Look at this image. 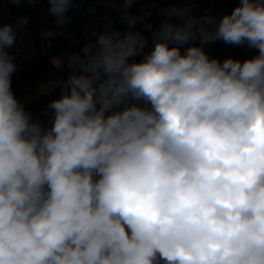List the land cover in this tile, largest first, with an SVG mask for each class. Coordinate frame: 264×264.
Instances as JSON below:
<instances>
[{
  "label": "clouds",
  "instance_id": "9594fccd",
  "mask_svg": "<svg viewBox=\"0 0 264 264\" xmlns=\"http://www.w3.org/2000/svg\"><path fill=\"white\" fill-rule=\"evenodd\" d=\"M46 2L62 29L74 0ZM112 2L127 29L67 55L47 125L12 87L28 18L0 22V264H264V0H173L148 51ZM218 40L257 54L220 61Z\"/></svg>",
  "mask_w": 264,
  "mask_h": 264
},
{
  "label": "crops",
  "instance_id": "0c3cea01",
  "mask_svg": "<svg viewBox=\"0 0 264 264\" xmlns=\"http://www.w3.org/2000/svg\"><path fill=\"white\" fill-rule=\"evenodd\" d=\"M97 2H101L108 17L115 22L114 28L122 31L127 29L126 21L121 19L124 7L122 2L88 0L84 14L78 15L69 10L66 15L71 19L62 29H58L55 23L56 17L48 13L49 5L46 0H38L35 4L28 3L27 0L19 4L11 0H0V22L3 24H12L16 27L21 17L28 18L25 26L17 28V42L9 50L17 64V69L12 76L13 91L25 107L44 97L49 98L50 101L59 98L61 86L58 81L66 80L70 72L67 55L79 51L85 43H94L93 33H99L106 26L92 16L98 8ZM237 3L238 0H191V3L180 6L191 8L192 14L197 17L210 10L212 15L219 18L223 14H230ZM173 6V0H134L128 9L130 15L138 17L135 30L148 38L149 43L145 51L152 47V31L158 28L165 18L162 10ZM147 24L152 26L151 29L146 27ZM46 29L58 34L45 38L42 33ZM44 41L51 46V52L46 56L41 53V44ZM195 43H199V40ZM224 46L232 49L223 53ZM204 48L210 57L218 58L220 61L227 57L243 61V55L237 51L239 48H247L249 57L257 54V50L248 48L246 44L237 46L220 40L214 43L209 42L204 45ZM55 61H60L61 66H57ZM26 109L33 114L34 118H39L45 125L48 124L51 115L48 109L40 107H26Z\"/></svg>",
  "mask_w": 264,
  "mask_h": 264
},
{
  "label": "built area",
  "instance_id": "2783aa9c",
  "mask_svg": "<svg viewBox=\"0 0 264 264\" xmlns=\"http://www.w3.org/2000/svg\"><path fill=\"white\" fill-rule=\"evenodd\" d=\"M87 3H88V0H74V3L72 5V7L70 8V11H74L76 14L82 15L86 11ZM97 3H98L97 4L98 8L92 13L93 18L99 22H102L106 26L110 25V26L114 27L115 22L108 17L107 13L105 12L104 8L102 7L101 2H97ZM231 49L232 48H230L228 46H224L222 49V52L225 53ZM237 51H239L243 55L244 59L251 58L248 55V49L247 48H239V49H237ZM50 52H51V46L48 44L47 41H44L41 44L42 55L46 56Z\"/></svg>",
  "mask_w": 264,
  "mask_h": 264
},
{
  "label": "trees",
  "instance_id": "16d2710c",
  "mask_svg": "<svg viewBox=\"0 0 264 264\" xmlns=\"http://www.w3.org/2000/svg\"><path fill=\"white\" fill-rule=\"evenodd\" d=\"M49 103H50V99L47 97H44V98H41V99H38V100L31 102L26 107L27 108H29V107H40V108L48 109L47 106Z\"/></svg>",
  "mask_w": 264,
  "mask_h": 264
}]
</instances>
